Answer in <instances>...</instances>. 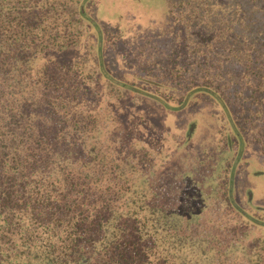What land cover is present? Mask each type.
Listing matches in <instances>:
<instances>
[{"label":"trees","instance_id":"1","mask_svg":"<svg viewBox=\"0 0 264 264\" xmlns=\"http://www.w3.org/2000/svg\"><path fill=\"white\" fill-rule=\"evenodd\" d=\"M100 1L0 0V264H264V0Z\"/></svg>","mask_w":264,"mask_h":264},{"label":"rangeland","instance_id":"2","mask_svg":"<svg viewBox=\"0 0 264 264\" xmlns=\"http://www.w3.org/2000/svg\"><path fill=\"white\" fill-rule=\"evenodd\" d=\"M112 3L116 5V7H113L114 9H112L114 5L110 4V0H101L98 6V13L106 16L105 19L109 22H114V19L120 15H129V18L136 20L135 26L137 27V31L146 30L152 26L154 28L155 26H159V23L164 25L166 22V5L164 0H112ZM151 107L149 108L151 109ZM152 111L160 116L158 108L153 107ZM169 116L171 117V115ZM174 120L177 121V118H174ZM253 164H251V168L255 166ZM263 181L264 177L260 178L252 175L249 178L251 185H259Z\"/></svg>","mask_w":264,"mask_h":264}]
</instances>
